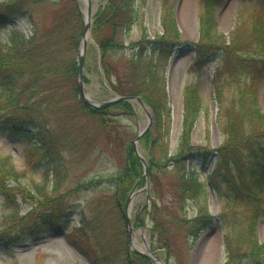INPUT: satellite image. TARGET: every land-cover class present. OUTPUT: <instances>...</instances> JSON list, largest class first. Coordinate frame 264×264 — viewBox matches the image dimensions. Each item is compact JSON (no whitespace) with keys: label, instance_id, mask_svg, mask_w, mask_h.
<instances>
[{"label":"trees","instance_id":"16d2710c","mask_svg":"<svg viewBox=\"0 0 264 264\" xmlns=\"http://www.w3.org/2000/svg\"><path fill=\"white\" fill-rule=\"evenodd\" d=\"M136 1L108 0L94 17L92 36L100 54L99 67L115 94L142 97L153 110L157 138L154 140L152 132L148 131L140 140L145 149L152 151L147 160L150 205L146 211L150 210L143 216L138 215L135 224L145 226L146 216H149L152 249H165L169 258L178 257L181 236L197 239L216 220L207 211L204 201L189 194L190 185L184 182L189 173V160L195 158L198 162H206L214 158L215 167L210 180L213 188L215 181L230 183L234 176L242 177L248 172L255 176L258 188L264 189V113L257 104L249 109L248 118L236 116L235 111L227 112L225 143L219 148L194 147L190 144V135L203 104L198 90L187 87L183 126L178 147L172 154L171 108L166 92L159 93L155 83L159 78L157 69L160 63L172 56L184 41L178 38L172 11L164 14V33L149 39L143 20L138 16ZM41 8L47 9L51 16L48 26L38 18ZM19 18H26L32 25L30 36L26 37L15 28V21ZM11 23L12 45H0V132L8 138L35 143L33 154L41 155L39 163L47 173H57L58 180L52 190H48V185H35L36 192H33L21 185L15 169L0 159V190L5 202L0 244L9 245L44 232H62L67 228L69 217L76 213L74 208L77 206L67 204L65 195L53 194L57 193L64 178L61 175L64 173L63 162L59 165L53 163L56 158L61 160L64 152L73 149L75 137L79 133L83 136V130L89 127H80L71 138L70 131L66 135L54 132L51 129L53 121L65 120L80 126L86 120L88 124L106 129L115 126L111 119L113 108L133 114L130 102H118L100 109L86 105L81 97L78 56L84 18L78 0H9L0 3V24ZM136 23L142 26L143 36L140 40L129 41L128 34ZM254 41L253 50H242L239 48L241 42L235 37L228 40L218 31L215 22L211 23L210 29L202 25L200 40L194 43V63L203 67L213 58L223 57L231 70L238 68L250 73H264V30H257ZM218 100H222L221 95ZM221 107L224 112L225 108ZM246 124L250 125L249 129ZM124 150V168L119 174L111 179H95L86 185L98 189L108 182L113 189L105 202L94 204L92 217L88 218L80 211L81 226L73 231L74 244L94 264H152L129 248L126 201L143 178L144 167L133 141L128 142ZM168 165L182 173L181 178L169 187L177 203L174 208L163 204L164 185L159 176ZM255 198L258 200L259 197ZM24 202L31 209L21 214ZM190 208L196 212L192 217L187 216ZM260 214L261 208L255 207L247 230L235 241L227 236L224 238L226 261L223 264H264V247L259 243L255 229Z\"/></svg>","mask_w":264,"mask_h":264},{"label":"rangeland","instance_id":"374dc122","mask_svg":"<svg viewBox=\"0 0 264 264\" xmlns=\"http://www.w3.org/2000/svg\"><path fill=\"white\" fill-rule=\"evenodd\" d=\"M7 1L9 0H0V3ZM78 2L85 20V2L82 0ZM107 2L108 0H92L93 21ZM183 2L186 1L137 0L135 5L149 39H155L164 33V14L172 11L178 28V38L184 41L172 56L160 63L157 69L159 78L155 83L159 93H163V90L166 92L167 102L171 108L170 147L172 154L178 147L183 126L187 87L198 90V97L203 104L190 135V144L194 147L219 148L225 143L227 112L234 113L235 111L236 116L248 118L249 109L255 108L253 104H257L260 111L264 113V73H250L238 68L231 70L223 57L213 58L203 67H198L194 63L196 49H192L194 43L200 40L202 25L210 29L211 23L215 22L218 31L228 40L235 37L241 42L240 49L253 50L257 30H264V0H188L191 7L188 20L184 14L185 4ZM50 17L47 9L39 10L38 18L47 26L50 24ZM179 18L187 33L180 25ZM15 28L26 37L30 36L33 31L32 25L26 18L17 19ZM12 31V23L0 24V45H12ZM142 36V26L136 23L128 34L127 40H140ZM99 55L91 30V42L86 53L83 80L85 92L96 102L108 101L118 96L99 67ZM218 95H221L222 104L218 100ZM130 103L133 114L113 108L111 119L115 125L114 128L101 129L99 125L88 124L86 120H83L80 126L79 123L71 124L65 120L53 121L51 129L54 132L66 135L70 131V137L78 133L80 127L83 128L84 125L89 127L83 130V136L79 133V136L75 137L73 149L64 152L61 160L56 158L53 163V165H59L62 161L61 164L64 165L62 171L64 173H61L64 176L61 179L63 183L57 193L53 194L54 196L59 193L65 195L67 204L77 206L74 208L76 213L69 217L67 228L62 232H44L10 245L0 244V264H94L91 258L74 244L73 231L81 226L80 211L85 212L88 218L92 217L94 204L98 201L105 202L113 188L108 182L98 189L89 188L86 185L92 180L111 179L119 174L124 168L126 144L134 141L138 134L149 125L147 132H152L154 140L157 138L156 120L151 106L145 102L147 113L137 102ZM221 106L225 108L224 112ZM249 126L246 124L247 129ZM34 144L26 143L20 138H8L0 132V159L6 166H12L15 169L20 176L21 185L32 189L33 192H36L35 185H48V190H52L54 183L58 180V175L55 172L47 173L43 164L39 163L41 155L33 154L35 153ZM137 146L139 153L147 161L152 151L145 149L140 141ZM206 162H198L195 158H191L187 164L189 173L185 175L184 182L190 185L189 194L204 201L207 211L215 216L216 220L213 226L197 239L181 236L178 242V257L169 258L165 249H152L149 216H146L145 226L135 224V218L138 215L143 216L150 210L148 208L146 211L150 205L149 176L147 179H142V182L134 189L135 191L141 190L133 198L129 207L134 231H145L151 250L157 252L166 264H203L208 261L209 256L210 264L225 263L224 238L227 236L235 241L238 235L243 234L248 228L252 209L254 210L255 207L261 208L255 229L258 241L264 247V189L258 188L255 176L248 172L242 177L234 176L230 183L215 181V188H213L210 180L215 160L209 158ZM181 175L182 173L172 165H168L166 170L159 174L164 185L163 204L171 208L176 207L177 203L169 187L180 179ZM200 183L205 186H199ZM79 187L81 189H78ZM254 195L259 197L258 200H255ZM241 196L244 200H241ZM4 204L0 190V224H3L5 219ZM30 209L29 204L25 202L21 204V214H26ZM195 214L196 212L191 208L187 210L188 217ZM139 239L141 242L144 241L141 237ZM129 246L131 248L130 242Z\"/></svg>","mask_w":264,"mask_h":264},{"label":"water","instance_id":"95a60500","mask_svg":"<svg viewBox=\"0 0 264 264\" xmlns=\"http://www.w3.org/2000/svg\"><path fill=\"white\" fill-rule=\"evenodd\" d=\"M84 2H85V5H86V11L84 12V15H85L84 30H83V35H82V39H81V43H80V49H79V56H78V63H79L78 87H79V90H80V93H81V97H82L84 103L86 105H89V106H93V107H96V108L103 109V108L109 107L111 105L117 104L118 102H133V101H135L148 113L147 104L145 103V101L141 97H137V96H116L113 99H110L108 101L96 102V101L92 100L90 98V96H88L87 93L85 92L83 78H84V67H85V61H86V53H87V51L89 49V43L84 41V37H85V35L88 32L91 33V30H92L93 6H92V0H85ZM192 49H196L195 45H193ZM149 127H150V125H149ZM149 127H147L146 129L142 130L138 134L137 138L133 141V145H134L135 151H136L141 163L144 166V176H143L144 179H147V177H148V163H147L146 159L139 153L137 144L141 140L142 136L147 132ZM142 179H140L138 181L137 185L142 181ZM144 189H147V188H144ZM139 192H141V190L132 191L130 193V195L128 196L127 201H126L125 219H126V224H127L128 238H129L130 245L132 243V234H133L134 228L132 226L131 217L129 215V207H130V205L132 203L133 198ZM131 250L134 253H136V254H139V255H142V256L146 257L147 259L150 260V262L152 264H157V263L158 264H166L164 261H162V259H160L158 253L155 252V251H152V254L155 256V259L157 261L151 255H149V254H147L145 252H142V251H140L138 249L133 248L132 245H131Z\"/></svg>","mask_w":264,"mask_h":264},{"label":"bare ground","instance_id":"6f19581e","mask_svg":"<svg viewBox=\"0 0 264 264\" xmlns=\"http://www.w3.org/2000/svg\"><path fill=\"white\" fill-rule=\"evenodd\" d=\"M82 1H85V0H82ZM186 2H183L185 4L183 10H184V14H185V17L186 19L188 20V15L190 14V10H191V7H190V4L188 3V0H185ZM179 21H180V25L182 26V28L184 29V32L187 33V30L183 27V23L182 21L180 20L179 18ZM185 23V22H184ZM187 24V23H185ZM184 24V25H185ZM84 41L88 42L90 44L91 42V33L88 32L85 37H84ZM88 95V94H87ZM89 96V95H88ZM142 238L144 241H140L139 238ZM132 247L135 248V249H138L142 252H145L149 255H151L154 259H155V256L152 254V250H151V247L148 243V239H147V236H146V233L144 230H138V231H133V234H132V243H131ZM206 255V253H205ZM210 257V256H209ZM208 257V261H206V263H203V264H210V261L211 259H209ZM156 260V259H155ZM157 261V260H156ZM157 263V262H156ZM158 264V263H157Z\"/></svg>","mask_w":264,"mask_h":264}]
</instances>
